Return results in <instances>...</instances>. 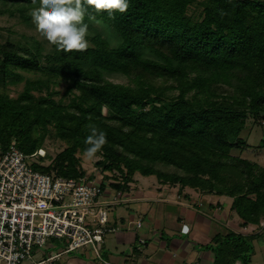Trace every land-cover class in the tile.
I'll list each match as a JSON object with an SVG mask.
<instances>
[{"label": "trees", "instance_id": "1", "mask_svg": "<svg viewBox=\"0 0 264 264\" xmlns=\"http://www.w3.org/2000/svg\"><path fill=\"white\" fill-rule=\"evenodd\" d=\"M128 3L111 16L85 5L84 52L58 51L25 34L0 40V141L37 156L33 167L43 173L96 180L81 158L93 125L108 140L95 157L109 173L98 181L103 191L124 194L141 173L180 192L227 196L240 227L258 230L217 233L207 250L213 264H250L254 240L264 235V165L232 150L249 146L241 133L250 120L264 123V0ZM39 4L0 0V15L36 26L29 12ZM94 19L115 30L116 44ZM23 80L11 96L8 86ZM49 143L62 148L38 154Z\"/></svg>", "mask_w": 264, "mask_h": 264}, {"label": "built area", "instance_id": "2", "mask_svg": "<svg viewBox=\"0 0 264 264\" xmlns=\"http://www.w3.org/2000/svg\"><path fill=\"white\" fill-rule=\"evenodd\" d=\"M105 195L97 180L43 173L15 141L7 147L0 141V264H57L61 252L40 260L33 253L51 239H66L67 252L90 245L102 264H113L101 250L120 226ZM136 225L142 227V220Z\"/></svg>", "mask_w": 264, "mask_h": 264}, {"label": "rangeland", "instance_id": "3", "mask_svg": "<svg viewBox=\"0 0 264 264\" xmlns=\"http://www.w3.org/2000/svg\"><path fill=\"white\" fill-rule=\"evenodd\" d=\"M91 23L100 32H102L103 35L112 42V44H116L118 42V35L108 24L100 19H94ZM9 30L13 31L14 34H9ZM21 34L43 39V37L37 32L36 26L26 24L17 17L0 15V40H5L9 37V35L13 40L20 38L23 39V37H20ZM49 47L50 45L46 42V49ZM24 74L25 76L32 78L37 76L33 73ZM110 78L117 82L129 81V78L126 76L118 74H112L110 75ZM24 85V80L18 84H10L7 91L11 96H17L19 92L23 90ZM58 88L63 92L65 90V84L59 86ZM241 137L247 140L249 146H247L244 150L233 149L232 153L259 161L262 165H264V149L260 150L258 148L259 143L262 139H264V123L258 124L257 122L250 120L245 129L242 131ZM61 148L62 146L59 144L49 143L47 148L39 150L38 154H45V151L48 149L52 155H55ZM27 158L31 163L38 161L37 156ZM81 158L84 160V166L87 173L89 175L92 173L95 174L97 181L102 179V175L109 174L107 172H102L96 167V158L88 160L83 154H81ZM135 178L136 180L131 183V188L128 192L118 194L116 191L109 190L106 191L107 193L103 197V200L107 202L105 207L110 213V216L119 224L120 229L123 227V222H125L126 229H128L129 234L132 236V240L131 242L122 243L118 239V235H120L119 232L109 233L103 242V248L101 250L102 258L103 260L109 261L113 264L176 263L174 262V259H179L182 256L179 255L176 257L175 255L178 253L175 254L169 247L162 249L160 246L157 252H155L151 248H148V246L151 247L150 243L157 242L155 241L156 239H159L160 242L162 241L166 244L171 242L170 247L174 239H177L176 241L178 243H180L183 239L191 240L189 233L187 235H182V229H177L175 225L172 226V220L169 221L171 225L168 224L169 218L167 213L172 207H169L164 203H158V201H156L153 197V194L156 196L161 195L160 190L168 191V189H174L178 195L180 192L175 188H178V186L174 187L169 184L162 185L155 175L144 176L141 173H136ZM192 195H194V192ZM163 196L167 195L165 194ZM224 199H228L229 202H232L231 198L227 196H224ZM225 204L227 205V202ZM225 207V212H228V214L230 213L229 218H232V221L228 224L229 227H225L223 224L219 223L221 226L218 231L219 233L225 234L229 230H238L239 232L249 234L258 230L255 225L248 229L240 227V225L236 222L237 215L235 211L229 212V206ZM218 212H220V210H218ZM226 217H228V215L223 213L222 219L224 220ZM139 219L142 220V227H137L136 225L137 220ZM220 220L221 219H219V221ZM222 222L225 224V221ZM142 240L144 242H141ZM209 242H203L202 245L199 244L196 249L197 252H212V250H207V248H210L208 245ZM66 249V239H63L62 241L58 239H51L48 240L44 246L36 248L33 253H35V259L40 260L54 253L61 252L62 254L59 256L57 264H102V259L98 257L90 245L82 246L69 252L65 251ZM250 257V264H264V235L260 239L254 240V249L252 250ZM196 261L200 262L199 259L194 260L191 255L186 262H180L179 264H196Z\"/></svg>", "mask_w": 264, "mask_h": 264}, {"label": "crops", "instance_id": "4", "mask_svg": "<svg viewBox=\"0 0 264 264\" xmlns=\"http://www.w3.org/2000/svg\"><path fill=\"white\" fill-rule=\"evenodd\" d=\"M175 188L179 190V188ZM192 191L194 192V195H192ZM160 193L161 195L159 196L153 194L156 201L172 207L167 213L169 218L168 224L171 225L169 221L172 220V226L175 225L177 229H182L185 225H187L189 227L188 233L191 236V240L183 239L180 243H178L176 241L177 239H174L170 247L171 242L166 244L165 242H160L159 239H156L155 241L157 242L150 243L151 247L148 246V248L157 252L160 246L162 249L169 247L175 254L178 253L175 255L176 257L179 255L182 256L180 257L181 259H174V262L176 263L173 264L186 262L191 255L194 260H200V262L196 261V264H213L214 253L210 251L200 253L197 252L196 249L199 244L202 245L203 242L208 243L211 241L213 236L219 233L218 231L221 227L220 224H223L225 227H229L228 224L232 221V218H229L230 213L228 214V212H225V206H229V208H231L232 202H229L228 199H224V196L203 194L202 192L190 187H187L178 195L174 189H168V191L160 190ZM165 194L167 196H163ZM226 202L227 205L225 204ZM218 210H220L221 213L218 212ZM229 212H231V209H229ZM223 213L228 215V217L224 220L222 219ZM219 219L221 220L219 221ZM222 221H225V224ZM122 225L123 227L117 231L120 234L118 235L119 241L122 243L131 242L132 236L129 234L128 229H126L125 222H123Z\"/></svg>", "mask_w": 264, "mask_h": 264}, {"label": "clouds", "instance_id": "5", "mask_svg": "<svg viewBox=\"0 0 264 264\" xmlns=\"http://www.w3.org/2000/svg\"><path fill=\"white\" fill-rule=\"evenodd\" d=\"M35 3V0H33ZM87 6H92L97 12H127L128 0H40L39 7L30 10L37 32L55 45L58 51L84 52L89 47L88 24L84 22ZM90 134L84 140L88 147L84 157L93 160L97 153L108 143L106 132L89 125ZM189 227L182 228V235H187Z\"/></svg>", "mask_w": 264, "mask_h": 264}]
</instances>
